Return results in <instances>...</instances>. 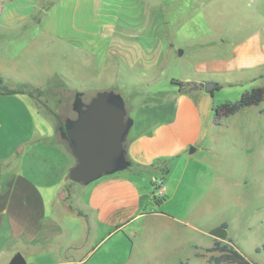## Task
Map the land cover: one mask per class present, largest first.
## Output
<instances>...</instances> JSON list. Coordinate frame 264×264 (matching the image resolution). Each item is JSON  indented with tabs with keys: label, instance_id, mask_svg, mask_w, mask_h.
<instances>
[{
	"label": "rangeland",
	"instance_id": "obj_1",
	"mask_svg": "<svg viewBox=\"0 0 264 264\" xmlns=\"http://www.w3.org/2000/svg\"><path fill=\"white\" fill-rule=\"evenodd\" d=\"M110 1L117 25L113 44L123 51L115 64L122 68L109 72L105 65L95 78L72 77L64 80L67 85L46 79L41 89L49 93H33L32 102L48 106L64 121L62 110L72 103L73 92L113 90L137 126L140 120L164 121L165 106H176L179 94L197 90L186 85L180 91L178 83L202 85L199 90L217 84L205 92L212 110L202 143L167 160V173L160 172L164 164H156L159 171L151 167L144 174L152 195L156 182L151 185L150 177L167 188L165 197L144 202L145 212L178 221L153 215L140 222L127 237L133 246L130 264H213L209 258L218 253L206 250L215 240L233 246L249 264H264V99L231 116L215 118L214 112L252 88L264 89V0ZM0 106L20 105L1 97ZM43 120L55 126L49 114ZM181 120L180 134L196 132L193 114Z\"/></svg>",
	"mask_w": 264,
	"mask_h": 264
},
{
	"label": "crops",
	"instance_id": "obj_2",
	"mask_svg": "<svg viewBox=\"0 0 264 264\" xmlns=\"http://www.w3.org/2000/svg\"><path fill=\"white\" fill-rule=\"evenodd\" d=\"M111 4L53 0L43 6L41 0H0L3 85L44 88L46 79L67 85L64 80L72 77L95 78L105 65L109 72L121 69L115 64L123 51L113 44L117 25ZM15 78L22 83H5ZM1 97L20 106H0V264L16 254L25 264H130L133 246L127 237L140 222L153 215L178 221L145 212L144 202L165 197L167 188L163 180L150 177V184L158 186L152 195L144 174L202 143L212 110L203 90L179 94L176 106H165L164 121L140 120L137 126L133 121L135 135L126 141L131 165L88 185L68 180L75 161L58 141L56 121L54 127L44 122V113L27 94ZM188 113L197 119L196 132L180 134Z\"/></svg>",
	"mask_w": 264,
	"mask_h": 264
},
{
	"label": "water",
	"instance_id": "obj_3",
	"mask_svg": "<svg viewBox=\"0 0 264 264\" xmlns=\"http://www.w3.org/2000/svg\"><path fill=\"white\" fill-rule=\"evenodd\" d=\"M216 88L214 83L203 85L206 93ZM83 95L86 100L82 99ZM72 96L70 109L74 117L64 120L56 130L58 141L75 161L68 171V180L88 185L128 168L131 163L126 154V141L133 120L122 97L113 90L73 92ZM8 264H25V261L16 254Z\"/></svg>",
	"mask_w": 264,
	"mask_h": 264
},
{
	"label": "trees",
	"instance_id": "obj_4",
	"mask_svg": "<svg viewBox=\"0 0 264 264\" xmlns=\"http://www.w3.org/2000/svg\"><path fill=\"white\" fill-rule=\"evenodd\" d=\"M178 85L180 91H184L186 85H188L190 89L202 88V85H195L189 83H178ZM217 88H219V86H217ZM42 92L43 91L41 88L29 84H24L16 89H8L5 85H3L2 78L0 77V94H27L30 98H33V93H37L40 96ZM43 93H46L47 95L49 91L46 90ZM263 99L264 89L261 87L252 88L251 90L244 92L237 101L223 103L214 107L215 118L234 115L235 113L239 112L240 110L246 107L260 104ZM40 110L43 113L52 116L57 123V127L63 125V121L60 119V116H58L57 113H54V111L48 106L41 105ZM167 170V166L166 164H164L162 172H165ZM206 251L218 253V256L209 258V261H211L213 264H249L245 257L237 250H235L233 246H229L228 244H221L220 241L217 240H215L213 242L212 247L208 248Z\"/></svg>",
	"mask_w": 264,
	"mask_h": 264
},
{
	"label": "flooded vegetation",
	"instance_id": "obj_5",
	"mask_svg": "<svg viewBox=\"0 0 264 264\" xmlns=\"http://www.w3.org/2000/svg\"><path fill=\"white\" fill-rule=\"evenodd\" d=\"M82 99L86 100L87 99L86 95H83ZM70 106L71 104L66 103L65 107L62 110V116L64 117V120L74 117V113L71 111Z\"/></svg>",
	"mask_w": 264,
	"mask_h": 264
},
{
	"label": "built area",
	"instance_id": "obj_6",
	"mask_svg": "<svg viewBox=\"0 0 264 264\" xmlns=\"http://www.w3.org/2000/svg\"><path fill=\"white\" fill-rule=\"evenodd\" d=\"M156 187H158V186H156ZM159 195V194H158Z\"/></svg>",
	"mask_w": 264,
	"mask_h": 264
}]
</instances>
